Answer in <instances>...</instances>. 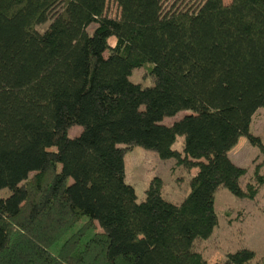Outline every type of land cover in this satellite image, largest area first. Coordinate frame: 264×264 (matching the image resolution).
Returning a JSON list of instances; mask_svg holds the SVG:
<instances>
[{
  "label": "trees",
  "instance_id": "16d2710c",
  "mask_svg": "<svg viewBox=\"0 0 264 264\" xmlns=\"http://www.w3.org/2000/svg\"><path fill=\"white\" fill-rule=\"evenodd\" d=\"M144 65L149 85L130 79ZM260 107L264 0H0V264H254L248 247L208 262L194 242L218 223L219 187L256 195L228 153L241 136L264 152ZM134 145L197 169L180 202L158 176L138 200Z\"/></svg>",
  "mask_w": 264,
  "mask_h": 264
},
{
  "label": "rangeland",
  "instance_id": "374dc122",
  "mask_svg": "<svg viewBox=\"0 0 264 264\" xmlns=\"http://www.w3.org/2000/svg\"><path fill=\"white\" fill-rule=\"evenodd\" d=\"M163 6L168 9L175 2L182 0H162ZM230 0H224L225 3ZM187 2V1H186ZM185 2V3H186ZM185 3H179L181 6ZM110 16L118 14V7L113 1L106 5ZM44 24V23H43ZM47 24L36 25L38 30L45 28ZM93 27V25H91ZM114 39L110 40L113 44ZM149 66H140L132 70L130 79L142 85L151 84ZM186 111H180L173 116L165 117L164 124H170L181 118ZM81 130L78 125H73L68 130V135L73 137ZM250 132L259 137L264 146V107L258 108L251 120ZM183 137L172 145L173 149L181 151ZM126 152L125 159H129L127 179L135 187L138 200L144 196V190L153 176H158L163 181L162 193L164 198L180 202L189 190V179L196 173V168L188 169L184 165L176 163L174 158L161 159L156 152L134 145ZM230 159L237 165L246 168V173L240 178L241 187L247 182L257 186L254 198L237 197L227 188L221 186L216 190L214 207L218 217V223L214 231L207 239H197L194 248L201 251L208 262L224 261L226 254L242 247H248L255 251L253 263H257L264 253V183L257 185L255 171L264 173V152L252 145L248 139L241 136L236 145L228 153ZM9 193L7 188L0 190V196ZM82 218L77 224L83 222Z\"/></svg>",
  "mask_w": 264,
  "mask_h": 264
},
{
  "label": "crops",
  "instance_id": "0c3cea01",
  "mask_svg": "<svg viewBox=\"0 0 264 264\" xmlns=\"http://www.w3.org/2000/svg\"><path fill=\"white\" fill-rule=\"evenodd\" d=\"M178 138H179V136L177 137V139H178ZM177 139H176V140H177ZM230 151H231V150H230ZM230 151H229V152H230ZM125 156H126V154H125ZM125 156H124V162H125V180H126L128 183H130L131 185H133V184L131 183V181H133V179H131V178H130V179H129V178L127 179V168H128L127 165H128V163H129V159H130V158H128V160L126 161ZM196 170H197V169H196ZM133 187H134V185H133ZM134 188H135V187H134ZM143 197H144V196H143ZM143 197H142V198H143ZM142 198H141V199H142Z\"/></svg>",
  "mask_w": 264,
  "mask_h": 264
}]
</instances>
